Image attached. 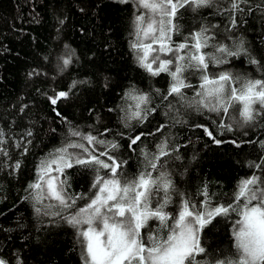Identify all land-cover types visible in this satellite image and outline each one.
I'll use <instances>...</instances> for the list:
<instances>
[{"label": "trees", "instance_id": "obj_1", "mask_svg": "<svg viewBox=\"0 0 264 264\" xmlns=\"http://www.w3.org/2000/svg\"><path fill=\"white\" fill-rule=\"evenodd\" d=\"M262 2L242 4L244 11L233 13L237 24L232 28L225 10L229 0H215L194 12L180 9L175 21L179 32L172 40L179 44L207 28L214 37L209 44L231 47L243 41L249 55L231 57L228 64L210 65V69L260 78L262 70L249 62V56L264 65V8L256 7ZM136 14L132 0H0V131L4 133L0 147L8 152L7 157L0 155V259L6 264H82L76 230L62 219L74 209L60 216L46 215L57 211L47 207L55 202L37 204L28 189L36 179V166L64 143L70 130L117 142L115 154L127 161L122 169L126 175L142 167V148L151 155L167 141L170 156L162 162L167 161L175 188L192 202L203 201L206 190L212 206L227 204L241 180L260 174L250 165L264 161L260 147L264 116L244 127L225 117L223 123H233L228 130L219 126L221 118L215 113L183 108L178 102L169 108L155 90L166 93L170 77L167 73L150 76L131 48ZM65 58L71 60L66 67ZM185 75L194 88L199 85L197 75ZM194 88L184 89L189 98ZM130 89L150 94V107L156 110L142 124L131 121L126 128L121 107ZM60 91L67 92L68 98L52 105L49 97ZM205 129L221 143H215ZM140 133L151 135L142 136L130 149L129 137ZM17 161L21 166L14 170ZM66 175L68 192L88 194L91 172L73 167ZM179 201L173 195L166 211L175 216ZM85 203L78 200L76 207ZM235 219L234 214L216 217L205 226L200 240L206 253L198 260L224 258L234 250ZM157 223L150 220L148 227L155 229Z\"/></svg>", "mask_w": 264, "mask_h": 264}, {"label": "snow or ice", "instance_id": "obj_2", "mask_svg": "<svg viewBox=\"0 0 264 264\" xmlns=\"http://www.w3.org/2000/svg\"><path fill=\"white\" fill-rule=\"evenodd\" d=\"M127 2L121 0V3ZM132 2L137 14L131 48L139 66L150 76L167 73L170 77L166 93L155 90L168 102L169 108L178 102L183 108L215 113L221 118L219 126L228 130H232L233 123L239 127L254 125L264 116V65L249 56V62L262 70L260 78L234 75L226 69H210V65L228 64L231 57L249 55L243 41L233 42L231 47L219 42L209 44L214 37L209 35L207 28L190 34L179 44L172 40L173 34L179 32L175 21L180 9L194 12L212 6L215 0ZM229 3L225 10L231 17L232 28L237 24L233 13L243 12L241 5L248 4L249 0H229ZM256 7L264 8V2ZM205 48H212V51L205 52ZM70 63V59H63L65 67ZM187 72L198 76L197 87L188 82ZM187 88H194L192 98L184 92ZM67 98L68 93L60 91L49 100L55 105L58 100ZM123 99L121 120L126 128L131 121L142 124L156 110L150 107L152 98L148 93L130 89ZM225 117L233 123H223ZM205 132L215 143H221L212 132L207 129ZM3 135L0 131V137ZM145 135L151 133L129 137V148ZM3 143L0 139V144ZM119 147L115 141L70 130L64 143L39 162L36 179L28 185L37 204H43L44 200L55 202L47 207L57 211L46 215L60 216L74 209L62 219L76 230L82 264H264V161L250 165L259 169L260 174L253 173L241 180L227 204L212 206L206 190L202 192L203 201L192 202L175 188L166 169L167 161L162 162V158L170 156L167 141L157 145L156 152L151 155L143 148L140 150L143 165L134 175L122 171L127 161L115 154ZM260 147L264 149V143ZM0 155L7 157L8 152L0 147ZM20 166L21 162L17 161L12 167L18 170ZM73 167L92 173L88 194L68 192L66 170ZM173 195L180 197L175 216L166 211ZM78 200L86 203L76 207ZM36 212L40 213L41 209L37 207ZM231 214L237 217L232 227L234 250L224 258L213 256L211 260H198V256L206 253L201 245V231L214 218H228ZM150 220L158 222L155 229L148 227ZM0 264L6 261L0 259Z\"/></svg>", "mask_w": 264, "mask_h": 264}, {"label": "bare ground", "instance_id": "obj_3", "mask_svg": "<svg viewBox=\"0 0 264 264\" xmlns=\"http://www.w3.org/2000/svg\"><path fill=\"white\" fill-rule=\"evenodd\" d=\"M251 8H252V7H251ZM262 18H263V17H262ZM241 31H242V30H241ZM246 36H247V35H246ZM246 36H245V37H246ZM247 40H248V39H247ZM248 42H249V41H248ZM253 42H254V41H253ZM259 46H260V45H259ZM259 59H260V58H259Z\"/></svg>", "mask_w": 264, "mask_h": 264}]
</instances>
